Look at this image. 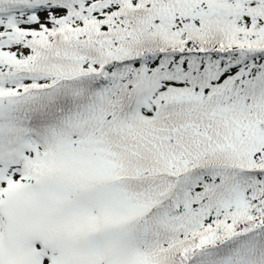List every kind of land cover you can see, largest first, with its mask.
Here are the masks:
<instances>
[{
    "label": "snow or ice",
    "instance_id": "snow-or-ice-1",
    "mask_svg": "<svg viewBox=\"0 0 264 264\" xmlns=\"http://www.w3.org/2000/svg\"><path fill=\"white\" fill-rule=\"evenodd\" d=\"M0 264H264V0H0Z\"/></svg>",
    "mask_w": 264,
    "mask_h": 264
}]
</instances>
